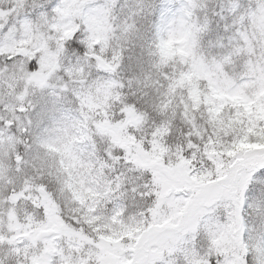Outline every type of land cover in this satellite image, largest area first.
Wrapping results in <instances>:
<instances>
[{
    "label": "snow or ice",
    "instance_id": "obj_1",
    "mask_svg": "<svg viewBox=\"0 0 264 264\" xmlns=\"http://www.w3.org/2000/svg\"><path fill=\"white\" fill-rule=\"evenodd\" d=\"M0 264H264V0H0Z\"/></svg>",
    "mask_w": 264,
    "mask_h": 264
}]
</instances>
